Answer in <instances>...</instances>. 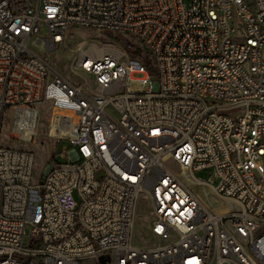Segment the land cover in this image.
<instances>
[{
  "label": "built area",
  "instance_id": "built-area-1",
  "mask_svg": "<svg viewBox=\"0 0 264 264\" xmlns=\"http://www.w3.org/2000/svg\"><path fill=\"white\" fill-rule=\"evenodd\" d=\"M74 27L144 49L85 44L70 80L43 55ZM43 112L44 175L0 143V264H264V0H0V135L30 142Z\"/></svg>",
  "mask_w": 264,
  "mask_h": 264
},
{
  "label": "rangeland",
  "instance_id": "rangeland-1",
  "mask_svg": "<svg viewBox=\"0 0 264 264\" xmlns=\"http://www.w3.org/2000/svg\"><path fill=\"white\" fill-rule=\"evenodd\" d=\"M38 36L45 38L47 36L46 28L43 26L38 32ZM96 42L99 44L113 43L116 46L122 48L127 52L126 46L129 44L135 48H139L141 51L144 49L143 45L136 38L124 34L100 32L97 30L85 29V28H71L64 35L62 46L59 50L43 55L44 59L61 75L70 80H74L72 75V62L75 52L81 46ZM128 53V52H127ZM135 79L140 78L141 75H133ZM130 87L136 91H140V85L137 81L130 82ZM48 119L49 114L43 112L40 115V121L38 123L36 134L30 142H23L17 138H11L7 127L9 121L3 124V129L0 135V143L7 147L15 149H25L33 152L35 157L34 163V177L37 178L40 172L44 175L43 166L45 162L50 158L49 148L55 143L53 138L47 136L48 132ZM57 151L55 157L58 158ZM211 176L210 171L202 170L194 173V177L197 180L206 181ZM217 182L213 180V185ZM192 192L210 209L222 208L223 201L212 191L208 186H196L194 184H188ZM207 202V203H206ZM146 203V199L140 196L136 203L134 212L135 225L132 231V240L134 245L144 246L147 245V236L144 227L148 224L151 213ZM150 240V238H149Z\"/></svg>",
  "mask_w": 264,
  "mask_h": 264
},
{
  "label": "trees",
  "instance_id": "trees-1",
  "mask_svg": "<svg viewBox=\"0 0 264 264\" xmlns=\"http://www.w3.org/2000/svg\"><path fill=\"white\" fill-rule=\"evenodd\" d=\"M126 48H127L128 54L131 57H139L141 54V50L139 48H135L129 44L126 46ZM145 62H147V59H145Z\"/></svg>",
  "mask_w": 264,
  "mask_h": 264
},
{
  "label": "bare ground",
  "instance_id": "bare-ground-1",
  "mask_svg": "<svg viewBox=\"0 0 264 264\" xmlns=\"http://www.w3.org/2000/svg\"><path fill=\"white\" fill-rule=\"evenodd\" d=\"M27 139H30V134L27 136ZM206 203H207V202H206ZM214 210H216V211H221L222 208H218V209H214Z\"/></svg>",
  "mask_w": 264,
  "mask_h": 264
},
{
  "label": "water",
  "instance_id": "water-1",
  "mask_svg": "<svg viewBox=\"0 0 264 264\" xmlns=\"http://www.w3.org/2000/svg\"><path fill=\"white\" fill-rule=\"evenodd\" d=\"M101 260V259H100Z\"/></svg>",
  "mask_w": 264,
  "mask_h": 264
}]
</instances>
